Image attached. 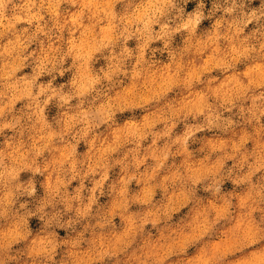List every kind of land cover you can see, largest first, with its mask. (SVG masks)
<instances>
[{
    "label": "clouds",
    "instance_id": "1",
    "mask_svg": "<svg viewBox=\"0 0 264 264\" xmlns=\"http://www.w3.org/2000/svg\"><path fill=\"white\" fill-rule=\"evenodd\" d=\"M0 264H264V0H0Z\"/></svg>",
    "mask_w": 264,
    "mask_h": 264
}]
</instances>
